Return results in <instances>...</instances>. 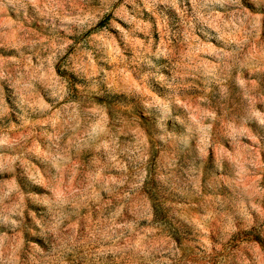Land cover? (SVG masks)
<instances>
[{
    "label": "rangeland",
    "instance_id": "1",
    "mask_svg": "<svg viewBox=\"0 0 264 264\" xmlns=\"http://www.w3.org/2000/svg\"><path fill=\"white\" fill-rule=\"evenodd\" d=\"M0 264H264V0H0Z\"/></svg>",
    "mask_w": 264,
    "mask_h": 264
}]
</instances>
